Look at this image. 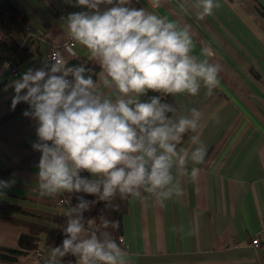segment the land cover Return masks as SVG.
<instances>
[{
	"label": "crops",
	"instance_id": "crops-1",
	"mask_svg": "<svg viewBox=\"0 0 264 264\" xmlns=\"http://www.w3.org/2000/svg\"><path fill=\"white\" fill-rule=\"evenodd\" d=\"M9 1L29 20L16 40L30 58L0 71V118L11 98L36 102L0 124V172L9 169L0 180V203L64 216L68 205L56 202L84 165L92 182L101 172L115 173L117 188L128 195L117 235L122 250L109 264H264V0H156V8L142 1L148 17L132 18L129 31L117 18L105 24L97 51L87 46L85 29L100 23L101 1ZM150 21L182 53L166 72L173 112L123 150L102 137L93 114L77 116L70 146L57 144L65 95L60 71L46 60L50 47L64 65L80 58L99 68L94 108L116 117L153 83L142 74L161 60ZM13 67L17 75L9 78ZM93 153L111 160L100 170ZM14 219L54 228L23 215ZM26 233L0 222V247L16 249ZM77 242L90 250L91 233L81 231ZM38 251L41 263L27 252L18 264H60L43 235ZM87 257L77 264H88Z\"/></svg>",
	"mask_w": 264,
	"mask_h": 264
},
{
	"label": "trees",
	"instance_id": "trees-1",
	"mask_svg": "<svg viewBox=\"0 0 264 264\" xmlns=\"http://www.w3.org/2000/svg\"><path fill=\"white\" fill-rule=\"evenodd\" d=\"M118 6L122 13L115 18L124 29L129 31L131 20L138 11V5L134 0H121ZM259 14L264 18L263 9ZM28 21L27 16L18 6L9 0H0V71L8 63L19 64L30 58V53L16 40V36L24 34ZM85 32L87 46L94 51L99 50L106 38L105 26L96 23L86 28ZM149 34L155 41L154 49L161 60L155 67H143L142 74L151 76L153 83L118 116L104 115L99 118L93 113L95 94L92 86L99 72L97 66L84 59H72L63 66L64 69H71L72 73L66 76V82H63L62 77L59 79L65 95L64 102L60 105L61 110L68 101L66 107L77 116L89 114L97 116L96 128L101 132L102 137L114 143L118 150L134 146L175 109L173 101L167 94L166 72L181 60L182 53L167 32L152 21L149 25ZM125 80L126 77L122 76L120 84H124ZM34 102L36 99L33 97L23 102H18L16 98L9 99L6 102L7 110L0 118V124L12 119ZM56 143L61 142L56 141ZM90 159L100 170L111 160L101 158L95 153ZM8 172L9 169L4 173L0 172V180H3ZM61 195L69 202L68 213L64 216L28 212L0 203V222L27 230L26 234L18 237L16 249L0 247V264H18V258L25 253L38 251L40 235L44 236V246L58 250L60 264H77L80 257H90V250L78 245L77 236L81 231H89L92 242L96 244L117 242L119 223L125 212L128 195L117 188L115 173L101 172V177L96 182H92L87 170H79L78 165L70 178V187ZM14 215L43 220L53 224L54 228L47 229L17 221Z\"/></svg>",
	"mask_w": 264,
	"mask_h": 264
},
{
	"label": "built area",
	"instance_id": "built-area-1",
	"mask_svg": "<svg viewBox=\"0 0 264 264\" xmlns=\"http://www.w3.org/2000/svg\"><path fill=\"white\" fill-rule=\"evenodd\" d=\"M101 1L105 6V11L100 12V23L105 25L110 21L114 20L116 16L121 15L122 11L119 8L118 4L121 0H98ZM145 1L150 8H156L158 3L156 0H134V2L138 5V11L135 13L133 18L141 19L147 18L148 12L142 7L141 2ZM69 46H72V41L68 43ZM46 60L49 64L54 66L58 71L61 73V77L63 78V82H66V76L72 73L71 69H64L62 58L59 55V50L57 47L52 46L48 50L46 55ZM9 78L15 77L17 72L15 71L14 67L9 71ZM93 113L97 114L99 118L103 117L104 114L94 108ZM56 204L58 205H69L68 200L61 195L60 198L57 200ZM122 239L121 237L117 238V242L115 244L106 243L103 245L92 243L90 248V257L88 259V264H109L111 255L116 251L122 250ZM250 244L252 246H257L258 241L257 239L251 240ZM34 257L37 259L38 262H42L44 258L42 257L39 251L33 252Z\"/></svg>",
	"mask_w": 264,
	"mask_h": 264
},
{
	"label": "water",
	"instance_id": "water-1",
	"mask_svg": "<svg viewBox=\"0 0 264 264\" xmlns=\"http://www.w3.org/2000/svg\"><path fill=\"white\" fill-rule=\"evenodd\" d=\"M67 104L68 101L65 102L63 109L57 113V118L60 120V130L55 136V140L60 141L66 147L70 146L69 138L75 128L77 119V115L66 107ZM84 168V165L79 166V170H83Z\"/></svg>",
	"mask_w": 264,
	"mask_h": 264
},
{
	"label": "rangeland",
	"instance_id": "rangeland-1",
	"mask_svg": "<svg viewBox=\"0 0 264 264\" xmlns=\"http://www.w3.org/2000/svg\"><path fill=\"white\" fill-rule=\"evenodd\" d=\"M90 167H91V164H90Z\"/></svg>",
	"mask_w": 264,
	"mask_h": 264
}]
</instances>
